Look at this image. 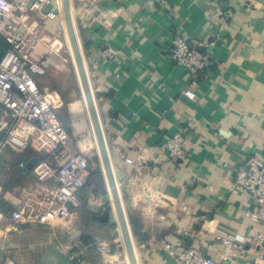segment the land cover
I'll list each match as a JSON object with an SVG mask.
<instances>
[{
	"label": "crops",
	"instance_id": "obj_1",
	"mask_svg": "<svg viewBox=\"0 0 264 264\" xmlns=\"http://www.w3.org/2000/svg\"><path fill=\"white\" fill-rule=\"evenodd\" d=\"M69 1L137 263L180 264L164 245L180 243L199 245L217 264H240L232 260L238 249L221 241L225 236H240L244 248L259 246L264 252V224L246 215L252 199L234 185L232 170L248 155H264V0ZM53 2L56 17H33L39 34L50 39L63 16L59 1ZM217 6L231 9L232 16L214 18ZM61 23L65 30L64 16ZM175 33L205 50L207 41L214 40L205 76L195 77L164 56ZM65 39L69 44L67 33ZM107 45L118 50L117 56L101 54ZM68 53L74 69L59 51L37 43L31 59L43 73L35 79L65 102L79 89V100L68 108L75 117L74 103L79 113L85 112L91 141L80 142L79 129V144L86 143L94 155V167L70 217L51 224L20 222L13 230L11 211L57 184L39 182L32 172L45 156L42 150L13 145L3 150L0 264L5 259L14 264H66V243L83 247L91 261L97 258L94 245L99 240L109 242L120 261L128 259L110 239L112 234L107 236L115 224L124 247L73 54ZM186 89L195 96L189 97ZM179 128L187 133L185 152L173 159L160 145ZM124 157L138 165L126 163Z\"/></svg>",
	"mask_w": 264,
	"mask_h": 264
},
{
	"label": "built area",
	"instance_id": "obj_2",
	"mask_svg": "<svg viewBox=\"0 0 264 264\" xmlns=\"http://www.w3.org/2000/svg\"><path fill=\"white\" fill-rule=\"evenodd\" d=\"M53 4V0H0V154L9 145L42 150L45 156L35 162L32 172L39 182L55 181L57 184L55 188L39 193L40 197L30 199L11 211L13 230L20 222L51 224L70 217L73 208L79 205V191L87 184L94 167L88 154L70 149L71 135L59 115L63 105L59 93L42 88L35 79V74L43 73V67L31 59L35 45L43 42L56 51L61 47L57 39L39 34L36 30L38 22L33 18L35 13L43 19L56 17L57 10L52 8ZM213 15L217 19L229 18L232 10L217 6ZM187 41L175 33L171 44L164 49V56L195 77L205 76L211 64L214 40L205 42L209 50H205L206 47L197 49L196 46L204 45L191 42L193 46H190ZM118 53L110 45L101 50L103 56L110 58ZM185 93L191 98L195 96L189 89ZM186 138L187 133L179 128L163 141L160 149L176 159L185 152ZM124 161L138 165L130 157H124ZM232 170L234 185L246 191L252 199L246 215L253 222L264 224V155H248ZM3 219L4 213L0 209V223ZM221 241L238 249L232 258L234 263L264 264V252L259 246L251 249V257V251L241 245L242 237L225 236ZM164 245L166 253L180 264H217L216 259L199 245ZM1 246L0 243V250ZM62 248L66 264H130L128 260L120 261L105 240L95 243L97 258L91 261L79 245L66 243ZM2 264L14 263L5 259Z\"/></svg>",
	"mask_w": 264,
	"mask_h": 264
},
{
	"label": "water",
	"instance_id": "obj_3",
	"mask_svg": "<svg viewBox=\"0 0 264 264\" xmlns=\"http://www.w3.org/2000/svg\"><path fill=\"white\" fill-rule=\"evenodd\" d=\"M62 11H63L64 19H65L69 41H70L73 54H74L76 67L79 73L80 84H81V87H82V90L85 96V100L88 106L90 119H91L94 135H95L97 146H98V153L100 156V161L103 165V169L105 171V175L108 180L109 187H110V192H111V197H112V201L114 204L115 214L119 221L121 233H122L124 244H125V249L127 252L128 261L130 264H138L136 256H135V252L133 249L130 229H129L128 222L126 219V215L123 210L122 203H121V200H120V197H119L116 185H115L106 144L103 138L101 126L99 123V119H98L95 104H94L93 94H92L89 81L87 78V74H86V70H85V66L83 62V53L81 51L82 47L80 50L79 42L75 34L69 0H62ZM187 42L190 46H193L191 41L188 40ZM195 48L203 49L204 47L196 46ZM104 200L106 202L109 201L108 195L104 196ZM111 221H114V217H112L110 222Z\"/></svg>",
	"mask_w": 264,
	"mask_h": 264
},
{
	"label": "rangeland",
	"instance_id": "obj_4",
	"mask_svg": "<svg viewBox=\"0 0 264 264\" xmlns=\"http://www.w3.org/2000/svg\"><path fill=\"white\" fill-rule=\"evenodd\" d=\"M59 1V5H60V8L62 7L61 5V0H58ZM63 17V16H62ZM62 17L61 19H58V21L54 24V29L53 31H51V34L50 35L52 38H55L57 39L60 43H61V47L59 48V52L61 53V55L64 57L66 63L68 66H70L71 69H74V65H73V61L71 59V57L69 56V53H68V49L71 50V47L69 48V44L66 42V39H65V36H66V28L64 30L63 26H62ZM76 22V21H75ZM45 23V22H42V24ZM78 32V31H77ZM77 86V85H76ZM75 100H79V89L77 88V92H76V97L73 98V99H70L69 101H63V105L62 107L59 109V115L61 116L62 118V121L64 123V125L66 126L67 130L69 131L70 135H71V146H70V149L71 150H75V149H79L80 147V151H82L83 153H86L88 154L89 156V161L91 162H95L94 160V155L91 156V151L88 150V146L86 145V143H83V145H80L79 144V139L81 140L80 142H83V140L87 141L88 139L91 141V128H90V125H89V122L87 120V117L85 115V112L84 110L82 109V111L80 113H78L77 117L73 116V114H71L69 108H68V104L75 101ZM80 100H81V97H80ZM82 105V103H81ZM83 107V105H82ZM77 120L79 122V124L81 125L79 127L80 130H82L81 132V135L82 137L79 138V130H76L74 128V120ZM88 127L89 128V133L86 132V128ZM92 165V164H91ZM77 226H81V221L78 220L77 222ZM109 233L107 234V236L109 237L111 234V238L113 241H116V243H120V240H119V236H118V233H117V230H116V225L114 224L113 226H111L110 230H108ZM121 247V246H120ZM120 249H122L123 251V248L121 247Z\"/></svg>",
	"mask_w": 264,
	"mask_h": 264
},
{
	"label": "bare ground",
	"instance_id": "obj_5",
	"mask_svg": "<svg viewBox=\"0 0 264 264\" xmlns=\"http://www.w3.org/2000/svg\"><path fill=\"white\" fill-rule=\"evenodd\" d=\"M64 21H65V19H64ZM65 27H66V24H65ZM66 31H67V29H66ZM67 36H68V33H67ZM68 40H69V37H68ZM69 43H70V41H69ZM70 47H71V44H70ZM71 52H72V54H73V50H72V47H71ZM73 58H74V54H73ZM74 62H75V58H74ZM75 66H76V63H75ZM76 70H77V67H76ZM77 73H78V70H77ZM78 76H79V73H78ZM83 95H84V93H83ZM84 98H85V96H84ZM86 101V100H85ZM87 104V103H86ZM87 108H88V106H87ZM73 111H76L75 113H76V117H77V115H78V113H79V111H78V107H77V103H74L73 104V109H72ZM89 111V110H88ZM90 115V114H89ZM92 124V123H91ZM76 130H79V122L76 120V123H75V127H74ZM96 144V143H95ZM97 151V150H96ZM119 222V221H118ZM119 227H120V225H119ZM121 230V229H120ZM121 235H122V233H121ZM122 240H123V236H122ZM123 243H124V240H123ZM124 250L126 251V249H125V244H124ZM126 254H127V252H126ZM128 258V257H127ZM128 260V259H127Z\"/></svg>",
	"mask_w": 264,
	"mask_h": 264
},
{
	"label": "trees",
	"instance_id": "obj_6",
	"mask_svg": "<svg viewBox=\"0 0 264 264\" xmlns=\"http://www.w3.org/2000/svg\"><path fill=\"white\" fill-rule=\"evenodd\" d=\"M60 119L62 120L61 116H60ZM63 122V121H62ZM64 124V123H63ZM65 126V125H64ZM66 127V126H65ZM67 129V128H66Z\"/></svg>",
	"mask_w": 264,
	"mask_h": 264
}]
</instances>
